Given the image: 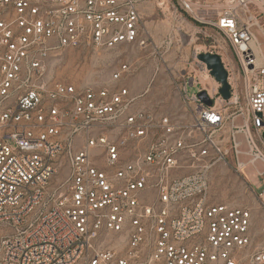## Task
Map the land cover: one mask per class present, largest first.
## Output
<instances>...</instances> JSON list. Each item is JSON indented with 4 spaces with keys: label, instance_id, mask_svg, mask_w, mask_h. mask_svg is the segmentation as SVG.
Returning a JSON list of instances; mask_svg holds the SVG:
<instances>
[{
    "label": "built area",
    "instance_id": "built-area-1",
    "mask_svg": "<svg viewBox=\"0 0 264 264\" xmlns=\"http://www.w3.org/2000/svg\"><path fill=\"white\" fill-rule=\"evenodd\" d=\"M142 2L0 0V264H239L252 245V211L208 193L219 164L264 184V0L199 21L205 43L171 73L190 118L136 107L118 85L128 63L101 89L54 76L66 51L154 45ZM202 54L221 58L228 101ZM196 78L212 107L188 95ZM249 262L264 264V249Z\"/></svg>",
    "mask_w": 264,
    "mask_h": 264
},
{
    "label": "rangeland",
    "instance_id": "rangeland-1",
    "mask_svg": "<svg viewBox=\"0 0 264 264\" xmlns=\"http://www.w3.org/2000/svg\"><path fill=\"white\" fill-rule=\"evenodd\" d=\"M167 1L161 10L159 3ZM229 0H192L198 11V22L184 12L178 0H143L144 6L152 8V13L144 15L149 30V21L165 23L175 13L194 23L195 31L189 28H174L170 33H155L153 44L141 50L137 47L123 45L114 51L82 52L66 51L53 63L54 76L61 82L72 84L78 89H101L111 84L113 74L123 64L133 66L131 74L118 85L128 87L136 100V107L149 108L157 112L179 117L190 118L185 113L179 91L176 89L171 73L180 76L188 71L193 61V50L203 45V32L208 28L199 23L203 16L214 21L217 14L227 6ZM154 18V19H153ZM165 21V22H163ZM167 24V23H166ZM209 30V29H208ZM263 42V41H262ZM196 78L195 85L189 86L188 95L199 93L202 86ZM209 86L210 83L207 82ZM261 170L262 166L257 164ZM245 175H239L226 166L217 165L210 174L208 198L212 204H226L231 207H245L252 211V245L238 254L239 264H250L251 255L264 249V197L258 194L264 191V184L255 178L253 170L248 169ZM254 184L255 193L252 187ZM119 246V243H116ZM243 254V255H242Z\"/></svg>",
    "mask_w": 264,
    "mask_h": 264
},
{
    "label": "water",
    "instance_id": "water-1",
    "mask_svg": "<svg viewBox=\"0 0 264 264\" xmlns=\"http://www.w3.org/2000/svg\"><path fill=\"white\" fill-rule=\"evenodd\" d=\"M199 60L207 65L211 75L222 85L220 93L228 101L231 98L230 85L228 84V73L224 69L221 58L218 55L202 54ZM198 98L205 106L212 107L213 102L205 91L200 92Z\"/></svg>",
    "mask_w": 264,
    "mask_h": 264
},
{
    "label": "crops",
    "instance_id": "crops-1",
    "mask_svg": "<svg viewBox=\"0 0 264 264\" xmlns=\"http://www.w3.org/2000/svg\"><path fill=\"white\" fill-rule=\"evenodd\" d=\"M140 10L143 12L144 15L146 14L149 16V14L152 13V11H151L152 8L149 6L148 7L144 6L143 4L140 5ZM163 22H165V21H163ZM148 23H149V31H150L151 37L153 36L154 32L159 33V34L160 33H168V34L170 33V35H171L173 29L178 27V26L180 28H182V27L189 28L190 31L196 30L193 22L188 21L187 19L183 18V16L178 15L176 13L174 15H172L171 17H169L167 19V22H165V23L160 24V23L155 22L154 20L149 21Z\"/></svg>",
    "mask_w": 264,
    "mask_h": 264
},
{
    "label": "bare ground",
    "instance_id": "bare-ground-1",
    "mask_svg": "<svg viewBox=\"0 0 264 264\" xmlns=\"http://www.w3.org/2000/svg\"><path fill=\"white\" fill-rule=\"evenodd\" d=\"M199 77H200V80H201L202 84H203L204 86H206V87H213V86L216 85V83L214 82V80H212V79L210 78V76L207 75V74H200V73H199ZM207 82H209L211 86H209V85L207 84ZM242 255H243V254H242Z\"/></svg>",
    "mask_w": 264,
    "mask_h": 264
}]
</instances>
